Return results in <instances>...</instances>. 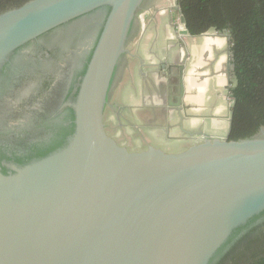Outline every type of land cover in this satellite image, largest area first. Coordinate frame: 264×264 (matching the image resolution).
Returning <instances> with one entry per match:
<instances>
[{
    "label": "water",
    "instance_id": "95a60500",
    "mask_svg": "<svg viewBox=\"0 0 264 264\" xmlns=\"http://www.w3.org/2000/svg\"><path fill=\"white\" fill-rule=\"evenodd\" d=\"M151 1L29 0L0 13V79L21 47L79 17H101L69 102L72 128L42 135L47 144L22 149L23 160L0 161V264H227L245 229L257 221L241 241L263 226L264 127L240 139L202 132L178 152L131 150L108 131L106 110ZM176 8L180 35H191ZM181 44V59L161 72L166 110L184 108Z\"/></svg>",
    "mask_w": 264,
    "mask_h": 264
},
{
    "label": "flooded vegetation",
    "instance_id": "af4514ba",
    "mask_svg": "<svg viewBox=\"0 0 264 264\" xmlns=\"http://www.w3.org/2000/svg\"><path fill=\"white\" fill-rule=\"evenodd\" d=\"M100 18L89 14L59 26L18 49L5 65L0 79V161L23 160L22 149L36 151L47 144L42 135H63L72 128L69 102L99 38ZM78 39L80 45L69 51L67 44ZM85 39L88 44L93 39L89 51Z\"/></svg>",
    "mask_w": 264,
    "mask_h": 264
},
{
    "label": "crops",
    "instance_id": "0c3cea01",
    "mask_svg": "<svg viewBox=\"0 0 264 264\" xmlns=\"http://www.w3.org/2000/svg\"><path fill=\"white\" fill-rule=\"evenodd\" d=\"M158 6L157 0H152L142 12L145 22L141 24L139 33L130 45V50L136 58H130L127 67V69L131 68L130 74L126 78L127 72H125V77L122 79L127 87L125 96L127 114L131 115L137 127L148 129H156L163 125L173 127L167 124L173 116L168 112L171 109L164 108L166 102H163L162 95L153 91L150 83L153 84V80L156 82V79L162 76L164 64H177L181 59L182 40L188 49L189 59L186 68L184 108L182 111H173H176L179 117V132L189 135L185 137L191 142L200 140L202 132L212 136H226L231 126L229 121L230 125L224 131L225 121L230 120L228 119V106L226 100L221 97V91L213 78L216 76L221 81V75L228 76L230 60L228 59L229 61L225 63V59H221L215 68L213 67L212 73L209 72L212 66H208L210 68L208 71L205 68L203 70L204 63L208 64L207 62L213 61L219 56L223 46H227L225 45L226 37L221 33L214 35L212 32L199 36H181L178 29L183 26H178L176 19L177 17L180 19L181 13L176 5L173 7L175 10L172 11L162 10ZM226 50L228 52L227 48ZM228 55L230 56L229 52ZM195 58V63L190 65V60ZM135 89L137 93H133ZM135 131L137 134L140 132L135 128H132L130 132ZM188 131L195 135L189 134ZM153 141H150L148 145L153 144L163 148L162 144Z\"/></svg>",
    "mask_w": 264,
    "mask_h": 264
},
{
    "label": "trees",
    "instance_id": "16d2710c",
    "mask_svg": "<svg viewBox=\"0 0 264 264\" xmlns=\"http://www.w3.org/2000/svg\"><path fill=\"white\" fill-rule=\"evenodd\" d=\"M27 1L0 0V13ZM178 4L191 35L228 31L234 99L230 139L259 133L264 127V0H178ZM256 225L257 221L239 236L241 247L227 264H264V225L241 241Z\"/></svg>",
    "mask_w": 264,
    "mask_h": 264
},
{
    "label": "rangeland",
    "instance_id": "374dc122",
    "mask_svg": "<svg viewBox=\"0 0 264 264\" xmlns=\"http://www.w3.org/2000/svg\"><path fill=\"white\" fill-rule=\"evenodd\" d=\"M157 2L159 5L158 8H161L162 10H167V11L175 10L173 9V7L178 4V0H157ZM176 19H177V25L182 26L180 19H178V17ZM225 45L227 46H223L222 48L223 50H221L217 58H214L213 61L207 62L210 65L204 63L203 70L205 68L208 71V69H210L208 66H212L211 67L212 69H210L209 71L210 73H212L214 71L215 65L218 62H220L221 59H225V63L226 61L230 60V56L228 55V52L226 50V48L228 49V46H229L227 39L225 40ZM130 58L131 59L136 58V56H134V53L132 51H131L129 60ZM195 61H196V58L193 60L191 59L190 65L195 63ZM130 69L131 68L129 67L127 69L128 71L126 70L127 72L126 78L130 74ZM228 71L230 72V75H231L230 81H229V78L227 79L228 76L226 74L221 75L222 76L221 81L216 76L213 79H214V83L217 84L218 89L221 91V95H222L221 97H223L227 102L228 117H229L228 119H230V117H232L231 109L234 103V99L230 93L231 80H233L231 65L229 66ZM157 81H159L160 83L157 84L156 83ZM166 81H167V78L165 79V77L159 76L158 80L156 79V82H154L153 80V84L150 83L151 88L153 89V91L159 93L160 95L167 94L166 83L168 86V82ZM135 83H137V81ZM125 84L123 83V80H122L118 89L116 90V94L114 95L111 101V105L107 107L106 115H105L109 133L115 136L119 142L126 145L131 150H142L147 147L148 143H151L150 141L154 140L158 144H162L165 150L171 151V152H178V151L184 150L185 148H187L188 146L194 143V142H191L189 138L185 137L189 135L179 132V123H180L179 117L176 111L172 112L173 110L169 111V114L170 115L172 114L173 116L170 118V121L167 122L169 126L171 125L173 127H166L164 125L162 127L158 126L156 127V129H148L146 127H137L133 123L131 115L127 114L128 111L125 108L127 106L126 99H125V96L127 95V87L125 86ZM161 85L163 86V88L160 87ZM134 88H135V85H134ZM133 93H137L136 89L133 91ZM229 121L230 120H227V122L225 121V127L223 128L224 131L228 129V126L230 125ZM132 126H136V127H132ZM132 128H135L139 130L140 132L138 134L136 131L134 133H131L130 131L132 130ZM157 131H159L161 134L158 133Z\"/></svg>",
    "mask_w": 264,
    "mask_h": 264
},
{
    "label": "built area",
    "instance_id": "2783aa9c",
    "mask_svg": "<svg viewBox=\"0 0 264 264\" xmlns=\"http://www.w3.org/2000/svg\"><path fill=\"white\" fill-rule=\"evenodd\" d=\"M140 18H141V22H142V24L145 22V18H144V14L142 13V14H140Z\"/></svg>",
    "mask_w": 264,
    "mask_h": 264
},
{
    "label": "bare ground",
    "instance_id": "6f19581e",
    "mask_svg": "<svg viewBox=\"0 0 264 264\" xmlns=\"http://www.w3.org/2000/svg\"><path fill=\"white\" fill-rule=\"evenodd\" d=\"M182 29V28H181Z\"/></svg>",
    "mask_w": 264,
    "mask_h": 264
}]
</instances>
